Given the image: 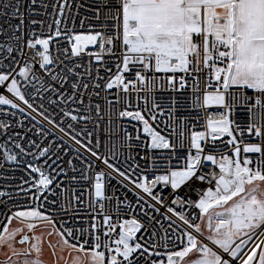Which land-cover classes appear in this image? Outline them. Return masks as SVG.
<instances>
[{
	"label": "snow or ice",
	"instance_id": "6c2138e0",
	"mask_svg": "<svg viewBox=\"0 0 264 264\" xmlns=\"http://www.w3.org/2000/svg\"><path fill=\"white\" fill-rule=\"evenodd\" d=\"M0 264H264V0H0Z\"/></svg>",
	"mask_w": 264,
	"mask_h": 264
},
{
	"label": "rangeland",
	"instance_id": "374dc122",
	"mask_svg": "<svg viewBox=\"0 0 264 264\" xmlns=\"http://www.w3.org/2000/svg\"><path fill=\"white\" fill-rule=\"evenodd\" d=\"M47 230H48V229L44 228L43 226L37 228V231H47ZM53 239H55V238L53 237ZM65 255H67V253H65ZM45 257H46L47 259H49V260L52 259V257H51V253H50V251L47 249V246H45Z\"/></svg>",
	"mask_w": 264,
	"mask_h": 264
}]
</instances>
